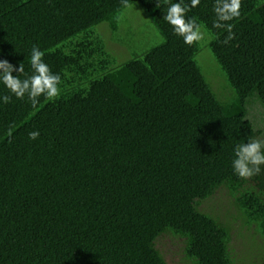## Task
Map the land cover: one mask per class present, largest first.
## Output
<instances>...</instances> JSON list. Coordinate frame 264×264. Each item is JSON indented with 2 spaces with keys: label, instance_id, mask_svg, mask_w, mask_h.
I'll return each mask as SVG.
<instances>
[{
  "label": "trees",
  "instance_id": "16d2710c",
  "mask_svg": "<svg viewBox=\"0 0 264 264\" xmlns=\"http://www.w3.org/2000/svg\"><path fill=\"white\" fill-rule=\"evenodd\" d=\"M134 3L163 42L118 64L95 28L114 35ZM164 4L0 0V59L27 72L37 45L62 80L60 98L37 110L0 105V264H168L164 236L181 242L183 264H264V172L241 180L231 170L233 147L264 135L248 119L251 98L264 105V0H244L227 46L211 28L212 0L189 13L212 38L236 93L229 104L198 44L163 21ZM220 191L235 208L225 216L203 208Z\"/></svg>",
  "mask_w": 264,
  "mask_h": 264
},
{
  "label": "clouds",
  "instance_id": "9594fccd",
  "mask_svg": "<svg viewBox=\"0 0 264 264\" xmlns=\"http://www.w3.org/2000/svg\"><path fill=\"white\" fill-rule=\"evenodd\" d=\"M243 2L212 0L211 28L224 31L221 43L225 46L236 38L233 22L240 18ZM200 4L201 0H165L163 5V21L170 27L172 34L189 47L205 42L201 24L193 15H189ZM155 7L162 8L161 0H155ZM44 55L40 47L33 45L28 54L27 72L23 63L14 65L7 59H0V88L4 90L0 94V105L9 104L15 99L37 110L42 100L52 103L60 98L61 75L52 71ZM39 135V130L27 133L29 141L36 140ZM231 170L241 180H250L264 172V135H250L233 147Z\"/></svg>",
  "mask_w": 264,
  "mask_h": 264
},
{
  "label": "rangeland",
  "instance_id": "374dc122",
  "mask_svg": "<svg viewBox=\"0 0 264 264\" xmlns=\"http://www.w3.org/2000/svg\"><path fill=\"white\" fill-rule=\"evenodd\" d=\"M109 29L110 27L107 23H102L95 28L105 40L108 52L118 64H123L135 56H141L163 42V37L158 33L151 19L138 3L125 8L121 13L118 32L113 35L112 31H110L111 29ZM203 30L205 32V42L198 44L199 53L196 59L205 73L208 83L213 88L218 101L223 104H229L236 97V93L229 86L209 50L212 38L204 28ZM217 90H220V92ZM248 119L253 123L255 130H264V105L257 97L251 98L248 103ZM203 208L206 212L213 211L214 214L218 215L219 213L221 216H225L235 210L226 191L217 193L204 204ZM241 245V241H237L234 237L232 246L238 250ZM158 248L164 253L168 264H183L181 262L180 241L164 236L158 240Z\"/></svg>",
  "mask_w": 264,
  "mask_h": 264
}]
</instances>
